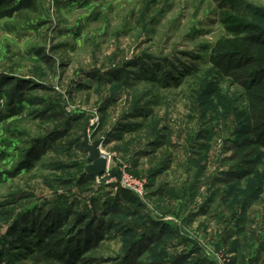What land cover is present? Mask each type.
<instances>
[{
  "label": "rangeland",
  "instance_id": "obj_1",
  "mask_svg": "<svg viewBox=\"0 0 264 264\" xmlns=\"http://www.w3.org/2000/svg\"><path fill=\"white\" fill-rule=\"evenodd\" d=\"M23 1L0 6L16 9L0 16V264L88 227L103 228L90 264L145 244L143 263L264 264V153L243 143L242 89L209 62L220 12L262 22L264 0Z\"/></svg>",
  "mask_w": 264,
  "mask_h": 264
},
{
  "label": "trees",
  "instance_id": "obj_2",
  "mask_svg": "<svg viewBox=\"0 0 264 264\" xmlns=\"http://www.w3.org/2000/svg\"><path fill=\"white\" fill-rule=\"evenodd\" d=\"M8 3L10 0H0V6ZM34 3V0H25L18 8H33ZM13 10L0 11V16L10 15ZM219 20L223 34L214 42L209 62L223 77L242 89L249 120L247 137L243 143L259 147L264 153V17L262 22H257L247 12L230 6L220 12ZM16 94L19 95L20 92ZM87 175L94 177L88 173ZM102 231L103 228L100 227H88L80 231L79 236L73 240H65L60 231L55 232L37 245L36 264H90L89 260L81 259L80 256L91 244L100 240ZM38 233L42 235L41 229ZM80 235L84 237L81 238ZM146 246L141 245L133 250L135 256ZM191 254L192 252L179 254L169 262L159 263H143L134 256L127 258L126 264H198L189 261Z\"/></svg>",
  "mask_w": 264,
  "mask_h": 264
},
{
  "label": "water",
  "instance_id": "obj_3",
  "mask_svg": "<svg viewBox=\"0 0 264 264\" xmlns=\"http://www.w3.org/2000/svg\"><path fill=\"white\" fill-rule=\"evenodd\" d=\"M84 149L89 153L88 165L86 166V171L91 176L102 175L107 169V158L101 154L98 149L89 144V140L86 135H84Z\"/></svg>",
  "mask_w": 264,
  "mask_h": 264
},
{
  "label": "built area",
  "instance_id": "obj_4",
  "mask_svg": "<svg viewBox=\"0 0 264 264\" xmlns=\"http://www.w3.org/2000/svg\"><path fill=\"white\" fill-rule=\"evenodd\" d=\"M128 178H124V180H123V183H125L124 185L126 186V187H128L129 186V188H131L133 191H135L134 189H135V186H137V184L136 183H133V182H128ZM132 185H134V186H132Z\"/></svg>",
  "mask_w": 264,
  "mask_h": 264
}]
</instances>
